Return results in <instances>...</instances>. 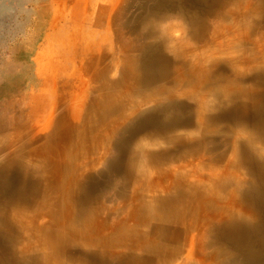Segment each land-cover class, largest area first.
Masks as SVG:
<instances>
[{
    "label": "bare ground",
    "instance_id": "obj_1",
    "mask_svg": "<svg viewBox=\"0 0 264 264\" xmlns=\"http://www.w3.org/2000/svg\"><path fill=\"white\" fill-rule=\"evenodd\" d=\"M111 1L77 0L59 80L0 104V264H264V0H145L127 18ZM129 121L168 150L122 163ZM118 171L124 189L93 194Z\"/></svg>",
    "mask_w": 264,
    "mask_h": 264
},
{
    "label": "rangeland",
    "instance_id": "obj_2",
    "mask_svg": "<svg viewBox=\"0 0 264 264\" xmlns=\"http://www.w3.org/2000/svg\"><path fill=\"white\" fill-rule=\"evenodd\" d=\"M76 1L77 0H0V104L7 103L8 98L16 93H18V95L15 100L21 99L23 94L30 90L29 86L35 83V81H52L55 78L59 80L60 73L62 72L59 60L62 58L57 53V51H60V48L56 45V30L59 29V26L62 24L63 16H66L68 21L71 20ZM128 1L129 4L124 10L126 12V18L129 16H137L140 13L139 7L142 6L145 0ZM122 3L123 0H115V2H112L113 5H119V7L123 5ZM70 23L69 21L68 24ZM111 33L114 35L113 31H111ZM60 52H63V50ZM70 62L72 64L71 67L69 66L67 77L76 78L77 82H79V87L83 86V84H81L83 83V78L79 77L80 73L77 71V66L74 64V61ZM114 75L117 78L119 74L117 72V74L115 73ZM61 79L65 78L61 77ZM40 94L41 96H50L49 101L52 104L55 102L54 98L57 96L56 91L51 85L44 87ZM79 97H82V95L79 94L78 98ZM178 100H180L179 102L181 103L182 101H187V103L191 102L188 101L187 98H180ZM149 115H153L156 122H165L169 118V115L163 110H158L156 106H145L141 108L139 116L146 117ZM130 122L131 121L124 124L114 135L115 143H123L124 150L121 154L122 163L126 162L131 156L134 146H136V144L139 145L141 142H145L144 145L151 151L168 150V147H162L153 142L155 140L150 138V135L153 133L152 130H142L137 133L135 131L136 123ZM238 128L240 129L243 127L239 125ZM80 129H82V127H80ZM194 129L195 128L181 129L180 127L179 132L182 131L184 134H187L188 132H194ZM216 131L214 135L218 136L217 138L221 139L222 137H227L224 131L222 132L218 129ZM132 133L135 134L133 135ZM226 146H228L227 140H225V147ZM103 148L106 149L104 146ZM108 151H111L110 147L107 148L106 152L108 153ZM209 154L213 156L216 155L217 152L210 150ZM173 163L167 162L166 165ZM100 168L101 166H99V169ZM100 171H103V169H100ZM100 175L101 174H99V176ZM104 175L103 177L97 176L99 185L93 191V194H105L108 196L107 198H111L117 191L124 189L122 184V172L118 171L114 174L106 173Z\"/></svg>",
    "mask_w": 264,
    "mask_h": 264
}]
</instances>
